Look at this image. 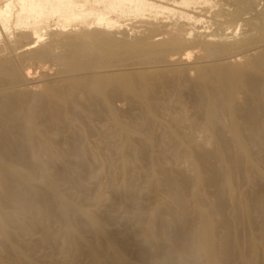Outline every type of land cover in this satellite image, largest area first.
<instances>
[{"label":"bare ground","instance_id":"6f19581e","mask_svg":"<svg viewBox=\"0 0 264 264\" xmlns=\"http://www.w3.org/2000/svg\"><path fill=\"white\" fill-rule=\"evenodd\" d=\"M89 1L96 6L103 5V11L85 8ZM152 5L144 0H4L0 7V28L7 30L13 22L36 36L38 32L34 27L49 18L56 17L63 22L84 21L83 17L93 15L96 24L101 25L105 22L103 13H107L106 17L110 13L142 15L147 10L145 8ZM149 43L147 39L134 43L116 40L98 31L87 41L76 38L66 45L68 58L74 61L71 68L81 72L96 70L117 58L124 61L130 57V60L140 61L138 63L153 61L159 55ZM33 57L41 60L49 55L41 51L35 52ZM5 65L0 74L1 87L7 81L17 80L14 67ZM94 76L70 80L65 92L50 90L46 100L39 105L31 96L19 98L21 95L8 94L0 98V237L4 252L9 256L18 251L14 244L18 232H11V226L32 233L38 225L29 218L30 212L47 216L48 206L54 203L56 213L68 228L72 227L75 216L83 218L97 236L108 242L119 263L130 264L123 257L122 244L112 238L102 221L85 206L69 202L58 188L57 181L71 179L67 165L73 164L81 171V177L74 181V185L86 194L81 180L91 177L95 171L103 172L107 165L85 166L84 157H95V154L78 145L77 135L69 145L70 151L64 154L59 144L47 143L43 136L32 134L39 120L52 124L59 134L65 117L70 124L87 128L94 122L106 126L105 116L109 114L127 141L118 149L122 157L120 169L112 175L110 186L115 178L128 171L131 161L126 157L125 149L129 148L135 157L133 162L137 163L134 176L144 178L149 173L155 186L164 189L163 193L157 192L153 196V210L146 220H143L145 191L135 183L126 182L116 189L121 198L118 208H131L139 202L133 211L139 229L131 233L137 245L157 249L159 241L154 223L166 216L169 220L163 237L169 247L166 264H199V255L204 257L205 264H233L234 256L243 251L245 235L251 247L241 256L242 263L261 264L255 246L264 248V58L258 67L252 65L248 71L228 67L200 70L195 80L183 75L162 77L157 82L143 74L118 76L120 78ZM78 91L84 94L83 101L75 97ZM244 93L249 96L239 104L238 96ZM118 98L130 102L131 114L126 121L114 107ZM197 115L202 116L209 126L210 136L203 144L194 141V131L200 127ZM181 125H187L190 130L185 136L177 132ZM224 126L230 131L229 138L222 134ZM108 133L113 137L111 131ZM111 155L107 153L109 167L112 165ZM66 156L71 158L66 159ZM58 163L66 166H58ZM182 163L188 165L191 178L177 169ZM38 178L43 180L44 189L32 199L26 189L35 188ZM245 185L247 189H244ZM205 186L211 187L213 193L206 195L203 192ZM96 199L102 197L98 194ZM106 203L114 206L110 200ZM5 205L15 210L14 215L4 214ZM192 210L197 214V222L192 218ZM220 230L223 231L221 235ZM42 231V244L48 246L46 228ZM87 250L93 262L101 264V253L91 247ZM137 257L143 260L147 254L140 249Z\"/></svg>","mask_w":264,"mask_h":264},{"label":"rangeland","instance_id":"374dc122","mask_svg":"<svg viewBox=\"0 0 264 264\" xmlns=\"http://www.w3.org/2000/svg\"><path fill=\"white\" fill-rule=\"evenodd\" d=\"M198 1L144 0V2L153 4V7H146L147 10L143 11L142 15L131 13L125 16L110 13L106 17L107 13H103L106 23L103 22L102 26L96 24L97 20L93 15L83 17L85 22L76 19L75 21L63 22L62 19L58 20L56 17L49 18L34 27V30L38 32L36 36L25 27H17L15 23L11 22L7 30L0 28V74L3 72L5 64L12 65L17 74V80L7 81L6 84H2V87L0 85V98L8 94L21 95V97L18 96L19 98L31 96L39 105L46 100L50 90L64 91L67 89L70 80L83 78L87 75H91L92 78L95 74L100 75L99 77L109 76V78L110 76L111 78L113 76L120 78L143 74L151 76L149 79L157 82L162 77L178 78L179 75H183L189 80H195L198 78L200 70L213 68H240L248 71L252 65L258 67L261 64V59L264 58V0ZM188 3L190 4L188 5ZM95 6L93 3H87L85 8L102 9L101 11H103V5ZM108 20L113 22H108ZM98 31L105 32L106 35H110L116 40H126L130 43L147 39L159 56L153 61L148 60L147 63L146 60H142L143 64L138 63L140 61L130 60V57H128L129 60L124 61L117 58L109 63H104L96 70L76 72L71 68L74 61L68 58L69 50L66 44L76 38L87 41L89 36ZM23 35L24 37H22ZM155 44L158 45L155 46ZM41 51L47 52L49 57L41 60L35 59L33 54ZM96 75L93 78H98ZM246 96L249 95L240 94L238 103L241 104ZM75 97L78 101L85 99L84 94L80 91L75 94ZM118 99L114 101V107L122 113V119L124 118L126 121L131 114L130 102L123 98ZM128 111L130 112L128 113ZM36 112H38V108L34 111L35 115ZM197 117L200 127L194 131V141L196 144H203L210 136V132L208 133L209 126L202 116L197 115ZM105 119L106 126L94 122L87 128H81L77 124H70V121L65 117L60 125L61 132L59 134L56 133L52 124L39 120L32 134L33 136H43L47 143L59 144V149L64 154L70 151L69 145L77 135L78 145L86 149L88 153L95 154V157H84L85 166L97 168V165H107V167L103 172L95 171L93 174L96 176L92 174L91 177L81 180L87 190L84 194L74 185V181L80 179L81 171L77 167L75 168L73 164L67 165L69 168L67 174L71 179L57 181L61 194L72 204L85 206L91 214L96 215L102 221L112 238L122 244L123 257L128 263L152 264L155 262L156 264H166V253L169 247L164 242L163 237L169 227L168 218L163 216L154 223L155 234L159 241L157 249L152 250L148 245H137L131 233L139 229V224L135 222L136 218L133 215V211L139 206V202H136L131 208H118L117 205L120 204L121 198L116 193V189H119L124 182L135 183L138 188L144 190L143 220H146L153 210V196L157 192L163 193L164 189L155 186L154 179L149 173L144 178L134 176L133 171L137 168V163L133 162L135 157L131 155L129 148L125 149L128 153L126 157L131 161L128 163V171L115 178L112 181L113 185L110 186L112 175L120 169L122 157L118 154V149L127 144V141L113 124L111 115L106 114ZM221 130L226 138L230 137L228 128L224 126ZM109 131L114 134L113 137L109 135ZM177 132L185 136L190 130L187 125H181L177 127ZM107 153L112 154L110 167L106 161ZM68 156L66 159L71 158ZM41 158L46 159L45 156H41ZM57 165L66 166L65 163H58ZM177 169L185 177L191 178L187 164L182 163ZM42 183L43 180L38 178L35 188L26 189L30 198L36 199L42 192L44 189ZM247 188L248 186L245 185L244 189ZM203 192L210 195L213 190L211 187L205 186ZM98 194L102 197L101 200L96 199ZM106 200L112 201L114 206L108 205ZM85 202L89 204L87 205ZM48 208L47 216H38L34 211L30 212L29 218L38 225V228L32 233L26 232L22 227L21 229L15 228V226L9 228L11 232H18L14 239V244L18 247L17 253L8 256L3 250L0 237V264H95L87 247L96 249L101 253V264H121L112 254L108 242L97 236L87 226L83 218L75 216L72 227L68 228L56 213V204L52 203ZM2 211L5 215H14L15 213V210L9 205L3 206ZM53 214L55 215L53 216ZM191 215L194 222H197V214L194 210L191 211ZM216 219L219 220L217 217ZM43 228H46L45 235L49 241L48 246H44L41 241L44 236ZM222 232L220 230L219 234L221 235ZM250 247L251 243L245 235L244 252L241 251L240 254L234 256L233 264H243L241 256L246 254ZM140 249L147 254V257L143 259L144 261L137 257V252ZM255 251L260 257L261 264H264V248L257 245ZM198 260L199 264H205L202 255L198 256Z\"/></svg>","mask_w":264,"mask_h":264},{"label":"built area","instance_id":"2783aa9c","mask_svg":"<svg viewBox=\"0 0 264 264\" xmlns=\"http://www.w3.org/2000/svg\"><path fill=\"white\" fill-rule=\"evenodd\" d=\"M3 2H4V0H0V7H1V5L3 4Z\"/></svg>","mask_w":264,"mask_h":264}]
</instances>
